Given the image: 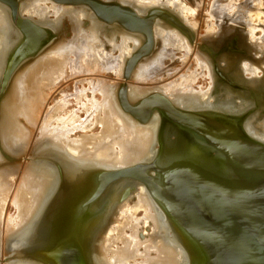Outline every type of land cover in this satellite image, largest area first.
<instances>
[{
	"label": "bare ground",
	"instance_id": "obj_1",
	"mask_svg": "<svg viewBox=\"0 0 264 264\" xmlns=\"http://www.w3.org/2000/svg\"><path fill=\"white\" fill-rule=\"evenodd\" d=\"M134 2L137 4L138 10H136L142 15L151 4L162 2L174 6L176 0H135ZM178 2V5L176 4L177 9L180 8L178 11L181 13L184 9L185 12L189 11L183 3L180 7ZM18 10L22 17L32 19L40 27L51 31L53 36L46 46H43L44 48L40 47L34 55L14 70L0 97V146L13 158L11 162L4 161L0 151V249L8 257L7 264H44L37 261L38 259H33L29 253L42 243L41 230L44 229L43 224L47 220L44 218L42 221L41 212L54 195V187L58 181L52 167L33 162V157L45 150H54L62 156L66 155L70 163L64 168L54 157H50L49 162L57 170H62L63 177H70L72 183L77 178L82 179L81 175L90 170L112 171L147 164L155 156L159 120L154 113L145 123H140L125 113L116 97L118 85L111 86L107 84L109 80L106 81L102 77L105 73H111L120 78L125 63L143 46L145 37L142 34L126 31L117 24H105L99 21L86 6L59 5L50 0H19ZM49 15H52V20H49ZM66 18L73 33L69 40L63 38L61 29V21ZM157 20L160 19L155 20L152 29L154 43L155 39L157 43L156 50L153 49V54L151 52L140 58L135 64L130 72L133 82L134 80L146 82L148 76L156 72L155 70L161 67L165 59H173L174 49L190 50L186 39L190 41L191 32V35H187L183 30L166 21L164 22L168 27L163 28ZM17 31L11 24L9 9L0 2V80L12 48L21 39V34ZM208 49L204 48L205 52L211 53L209 54L211 59L216 60L215 57L220 54H213ZM186 55L188 53L183 54ZM181 60L184 63L185 60L183 61V58ZM203 62L201 66L207 68ZM213 66L221 84L235 91L247 89V92L236 93L230 90L226 92V89L221 88L223 91L216 93L215 91L218 90L216 88L213 91L214 105L233 106L234 108L230 109L218 107L236 113L237 110L248 105L245 103L257 102L258 88L235 84L233 78L231 81L219 68V71H216V66ZM247 66L249 68L250 65L246 64ZM67 70L72 75L97 76L84 78L83 81L91 87V91H88L92 92L90 93L92 99L85 102L90 101L92 111L95 113L94 122L100 128L99 133L72 136L71 117L69 118L68 114L64 117L58 116L55 112L56 102L51 106L45 103L49 96L46 91L51 92L55 84L68 77ZM194 75L186 74L183 75L184 77L181 76L180 80L153 87L155 90L169 92L173 96L171 102L160 94L162 92L137 85H131L129 88L127 85L125 97L128 102H136L152 96L168 100L172 106L181 110L204 111L201 110L202 107H210V103L204 98L208 91L195 92L191 87L194 83L192 80ZM230 76L232 77L231 73ZM79 89L82 92V88ZM152 92L156 93L151 94ZM78 93H75L76 96ZM94 93L100 98L97 99ZM230 99L238 102L233 104L234 101ZM59 105L62 107L64 104L61 102ZM220 112L224 111L220 110ZM258 119L259 116H253L243 120L242 125L252 138L264 143V132ZM84 121L83 124L80 123L82 124L80 127L91 131L92 128L86 127L87 121L85 124ZM33 134L36 138L33 139L34 146L30 151L32 163L27 164L25 168L22 167L14 183L21 163L20 161L18 164L20 159H17V163L14 159L29 152L30 148L27 149V146ZM7 203L15 208V217L5 213ZM95 205L97 208L100 207V210L92 220L86 236L85 253L89 264H188V256L179 244V237L171 229L165 213L142 182L131 178L114 180L102 192ZM139 211L142 213L141 216H138ZM34 252L35 256L39 251Z\"/></svg>",
	"mask_w": 264,
	"mask_h": 264
},
{
	"label": "water",
	"instance_id": "obj_2",
	"mask_svg": "<svg viewBox=\"0 0 264 264\" xmlns=\"http://www.w3.org/2000/svg\"><path fill=\"white\" fill-rule=\"evenodd\" d=\"M50 1L86 6L99 21L145 37L143 46L124 65L125 80L140 58L152 52L156 19L191 35L162 9L152 8L141 16L114 1ZM0 2L9 9L11 23L21 34L5 62L1 97L14 70L46 45L53 34L22 17L19 0ZM126 92L125 84L117 93L125 113L140 123L154 113L158 116L154 158L124 169L90 170L74 183L58 169V186L40 216L42 221L47 220L41 230L42 243L29 253L33 259L44 264H89L86 236L100 210L95 203L112 181L131 178L145 185L165 213L188 256V264H264V143L249 136L242 126L252 110L240 116L185 111L152 96L128 102ZM36 250L39 252L34 256Z\"/></svg>",
	"mask_w": 264,
	"mask_h": 264
},
{
	"label": "rangeland",
	"instance_id": "obj_3",
	"mask_svg": "<svg viewBox=\"0 0 264 264\" xmlns=\"http://www.w3.org/2000/svg\"><path fill=\"white\" fill-rule=\"evenodd\" d=\"M103 1H106V2L114 1L124 6H129L133 8L134 10L137 9V6H136L137 4L134 2L135 0H103ZM177 1H179L178 3L180 7L183 3L184 6L189 8V11L188 9H187L188 12H185L186 11L185 9L183 10L182 13L181 11H178L180 10V8L177 9V6H176ZM173 4L174 6L172 4H168V3L165 4L162 2L158 4H151L149 7H147V9H145V11L147 12L148 10L152 8L165 10L166 12L171 14L174 18H176L183 26L189 29V31L192 33V37L190 38V41L188 39H186V41L188 43V47L190 48V50L189 49L187 51L185 50L186 51L185 52V51H182L183 49L182 50L174 49V53L172 55L174 56L172 57L174 60L170 58L165 59L163 63L161 64V67L157 68V70H155L156 72H154L151 76L150 75L148 76V80H146V82L145 81L138 82L135 80L133 82L131 80V77H129L128 80H125L123 78V71H122L120 78L115 77L114 74H111V73H105L102 77H104L106 81L109 80V82L107 81V84L111 86H114L115 84H117L118 86L116 88V91L118 93L121 87L125 84L128 85V88L131 85L132 86L137 85L140 87L141 86L150 87L149 89L155 90V88H153L154 86H160V85L164 86L166 85V83L169 84L173 81L180 80L182 78L181 76L183 75L185 76L186 74L189 75L191 73L192 75H194L196 73V75L193 76L192 80L194 81V83H192L191 87L195 90V92L200 91L204 93V91L205 92L208 91V94L204 98L210 103V107H202L201 110H208V111H213V112L214 111L220 112L221 110V111L226 112V113L221 112L222 114H225L228 116H240V115H243L245 112L247 113V111L252 110L251 114L245 120H248L249 118L256 116V115L257 117L259 116L258 121H260V124H262L263 132H264V0H176V3H173ZM137 10L136 12H138ZM146 12L143 11L144 14L142 13V15H145ZM183 13L186 19L183 18L184 16ZM137 14L141 15V13L139 12ZM52 19H53L52 15H49V20H52ZM157 21L163 25V28H165V26L168 27V24L166 23L167 21L166 22H164L165 20L163 21L157 20ZM61 25H62L61 29H62L63 38L65 40L66 39L69 40L70 38H72L73 36L72 27L70 26V22L68 18L63 19L61 21ZM250 32H252V34ZM154 39H155V36H154ZM154 44L155 46L153 49L155 51L156 44H157L156 39H155ZM204 48L205 49L209 48L208 50H211V51L218 50L217 53L220 55L216 56L215 57L216 60L213 61L209 55L211 53L207 54ZM153 52L151 54H153ZM244 52H245V55H244ZM187 53L188 55L183 56V54L185 55ZM182 58H183V61L185 60L184 63L181 62ZM195 58H197V60ZM198 60H201V61H198ZM196 61H198L199 64H197ZM201 62H203V64H205V66L208 69L205 68L204 66H201L202 65ZM246 64L250 65L249 68L248 66L246 67ZM197 65H200V66L196 67ZM213 65L216 66V71L220 70L230 80L233 78L234 81H236V83L235 82L233 83L241 84V85H249L251 86V88H254V89L258 88L257 92L256 91L254 92L257 93L256 96L258 97L259 101L256 98L257 99L256 103H253L254 101H251L250 103L249 102L245 103V105L246 104L248 105L245 107L243 106V109L237 110L236 113L228 112L225 109L224 110L219 109V107H223L226 109H230L234 107L228 106V105H223V106L218 105L219 106L218 107L214 105L213 98H214L215 92L216 93L220 92L221 88H223L224 90L226 89V92L230 90L236 93L238 92L242 93V92H247V89L245 90L244 88V90L242 91H235V90L229 89L225 84H221L219 82V78L216 75ZM252 68H255L256 71L255 69H252ZM68 71L69 70H67V72ZM167 71L168 73L170 72V74H168ZM250 72H252L253 74H251ZM230 73L232 74V77L230 76ZM68 75H69L68 77L60 80L59 83L55 84L54 87H52L51 92L46 91L48 92V95H49L47 97L48 98L47 100H49V102L46 100L45 103L48 106H51L53 105V103L56 102L55 112L57 113V115L64 117L66 114H68L69 118L71 117L70 123L72 127L70 126V128H72L71 129L72 136L77 137L82 133H88V134L90 133L96 134L97 132L99 133L100 128L94 122L95 113L92 111L90 101L85 102L87 100L92 99V94H90L92 93L90 92L91 87H89V84L87 82L83 81L84 78H88V77L94 78L97 76H95L94 74H91V75L90 74H81V75L73 74L72 75L69 72H68ZM159 75L161 76V78ZM154 76L155 77L157 76L156 77L157 79L159 76V79L158 80L156 79L155 81ZM151 79H153L154 81ZM110 81L112 82V84ZM79 88H82V92H81V89ZM216 88H218V90L215 91L213 94V91ZM79 90L83 94H81ZM155 91L162 92L160 94L164 96L165 98H167L169 101L173 99V96L169 94V92L166 93L165 91H160V89L155 90ZM248 91L251 92V90H248ZM75 93L76 94L78 93V95L76 96ZM155 93L156 92H152L151 94H155ZM95 97L97 99L100 98L98 94H95ZM230 100L234 101L233 104H235V102H238V101H235V99H230ZM61 102L62 104H64L62 107L59 105L61 104ZM83 105H86V106H83ZM71 115H74V116L72 117ZM83 121H84V124L87 121L86 127L92 128L91 131H88V129L84 130L80 127V125L83 124ZM81 122L82 124H80ZM247 134L252 136L249 133ZM34 136L35 134H33L31 140H29L31 144L29 143L27 146V149L30 148L29 152H26L20 158L14 159L15 163H17V159H20L18 164L21 161L20 166L18 167L20 169H17V174L15 175L14 183L17 181L16 178L19 177L18 173H20L22 167L25 168L27 164L32 163L30 160L31 158L30 151H31V148L34 146L33 139L36 138ZM155 147L157 150L158 142ZM0 151H1L3 158L5 159L4 161L6 162L13 161V158L10 157V155L5 150H3L1 146H0ZM53 151L54 150H45L44 152H41L40 155L33 157L34 158L33 162H40L50 168L52 167L51 169L54 170V173L56 174L57 181H58L59 172L56 169V167L52 165L51 162H49L50 161L49 158L54 157L58 159L63 168L66 165H68L67 163H70V161L67 159L66 155L62 156L61 153H58L55 151L53 152ZM5 213L10 215L11 217L16 216V210L12 205H10V203L6 204ZM141 214H142L141 211H139L138 216H141ZM7 258L8 257L4 255L0 249V264H7L9 262L6 260Z\"/></svg>",
	"mask_w": 264,
	"mask_h": 264
},
{
	"label": "flooded vegetation",
	"instance_id": "obj_4",
	"mask_svg": "<svg viewBox=\"0 0 264 264\" xmlns=\"http://www.w3.org/2000/svg\"><path fill=\"white\" fill-rule=\"evenodd\" d=\"M221 49H223V48H221ZM243 51H244V49H243ZM211 52H213V54H217V52H218V50H212ZM207 53V52H206ZM226 76V75H225ZM227 77V76H226ZM228 78V77H227ZM221 83V82H220ZM151 95V94H150ZM160 95V94H159ZM133 103V102H132ZM40 164V163H39Z\"/></svg>",
	"mask_w": 264,
	"mask_h": 264
}]
</instances>
